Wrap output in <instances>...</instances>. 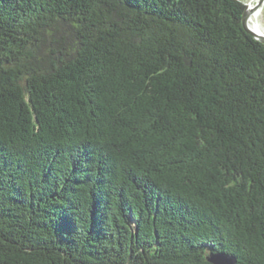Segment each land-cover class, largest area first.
Instances as JSON below:
<instances>
[{
    "label": "trees",
    "instance_id": "trees-1",
    "mask_svg": "<svg viewBox=\"0 0 264 264\" xmlns=\"http://www.w3.org/2000/svg\"><path fill=\"white\" fill-rule=\"evenodd\" d=\"M240 0H0V264H264V43Z\"/></svg>",
    "mask_w": 264,
    "mask_h": 264
},
{
    "label": "water",
    "instance_id": "water-1",
    "mask_svg": "<svg viewBox=\"0 0 264 264\" xmlns=\"http://www.w3.org/2000/svg\"><path fill=\"white\" fill-rule=\"evenodd\" d=\"M262 2L263 0H259L258 3H262ZM249 14L250 12L248 10V5L244 4V10L242 12V17H241V22L244 30L247 31L249 34H251L258 41L264 43V34H262L261 32H256L255 30L251 29L248 26L247 22H248ZM209 259L214 264H232L233 261L231 257L222 254L213 255Z\"/></svg>",
    "mask_w": 264,
    "mask_h": 264
},
{
    "label": "bare ground",
    "instance_id": "bare-ground-1",
    "mask_svg": "<svg viewBox=\"0 0 264 264\" xmlns=\"http://www.w3.org/2000/svg\"><path fill=\"white\" fill-rule=\"evenodd\" d=\"M258 2L259 0H248L247 5L250 14L247 24L256 32H261L264 34V23L261 21V18L264 14V0L262 3Z\"/></svg>",
    "mask_w": 264,
    "mask_h": 264
},
{
    "label": "rangeland",
    "instance_id": "rangeland-1",
    "mask_svg": "<svg viewBox=\"0 0 264 264\" xmlns=\"http://www.w3.org/2000/svg\"><path fill=\"white\" fill-rule=\"evenodd\" d=\"M240 1H242V3L243 4H247V2H248V0H240ZM263 19V20H262ZM261 21H262V23H264V14H263V16H262V18H261ZM248 23V22H247Z\"/></svg>",
    "mask_w": 264,
    "mask_h": 264
}]
</instances>
